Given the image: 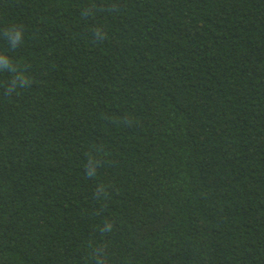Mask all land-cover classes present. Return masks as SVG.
<instances>
[{
  "label": "trees",
  "instance_id": "trees-1",
  "mask_svg": "<svg viewBox=\"0 0 264 264\" xmlns=\"http://www.w3.org/2000/svg\"><path fill=\"white\" fill-rule=\"evenodd\" d=\"M0 264H264V0H0Z\"/></svg>",
  "mask_w": 264,
  "mask_h": 264
}]
</instances>
